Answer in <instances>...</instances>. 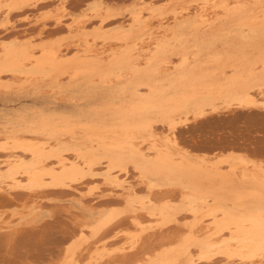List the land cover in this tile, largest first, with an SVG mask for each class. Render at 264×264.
Returning a JSON list of instances; mask_svg holds the SVG:
<instances>
[{
    "label": "bare ground",
    "instance_id": "6f19581e",
    "mask_svg": "<svg viewBox=\"0 0 264 264\" xmlns=\"http://www.w3.org/2000/svg\"><path fill=\"white\" fill-rule=\"evenodd\" d=\"M210 1L206 0V3ZM50 2L52 0H12L8 5V12L22 11L31 4ZM214 2L213 7L218 6L222 9L219 18L207 23L200 18L196 22L180 26L183 28L180 31L208 30L213 39L222 37L223 29L239 36L238 45L233 46L230 51L210 52L211 69H205L197 56L191 61L188 52L178 49L182 52V62L173 72H162L171 62L168 56L170 54L171 57L174 40H180L179 31L172 38H161L156 41L154 47L149 48L152 52L151 56L145 59L147 62H143L142 49L144 45L146 46L144 42L146 33L138 24H131L127 29L116 27L114 32H105L101 35L108 45L113 46L118 43L126 45L120 51L113 48L108 60H104L99 53L96 54L95 45L87 41H84L82 54L77 53L73 57L63 56L65 50L61 48L62 44L54 42L33 45L29 44L30 40L22 42L15 39L10 45H3L4 51L0 55V85H5L4 73H9L7 74L11 75L9 78L21 80L18 84L20 87L22 83L24 87L27 82L42 75H51L58 86L59 77L69 73L74 77L83 74L86 78V86L83 81L75 80L73 83L80 88V91L84 86L87 90L90 89L89 87L96 83L94 78L103 88L98 90L99 92H89L90 97L94 99L93 103L77 105L71 110H43L19 123L20 127L13 125V129L9 127L10 130L0 129V149L3 150V153L0 152V156L2 155L0 191L4 190L5 193V190L11 192L13 189L14 191L27 189L35 192L48 187L57 188L59 191L71 187L81 194L77 195L78 192L75 191L73 195L79 196L77 201L83 205L82 196L85 192L83 193L82 189L85 187L79 186L80 190L77 183L76 185L72 183L77 181L87 183V180L89 183L91 177L92 182L99 180L107 184L108 188L106 187V192L103 190V196H110L112 191L120 190V194L125 196L123 200L128 207H134L133 211L142 209L150 215L159 214V219L161 217L165 223L168 221V214L174 212L168 209L169 205H160L153 199L146 203L137 197L139 192L135 183L128 180L126 174L128 167L132 165L138 171L140 179L138 181L145 183L149 189L159 182H164L181 184L184 189L190 190L183 189L185 192L183 198L186 209L195 216V221L189 227V238L198 247L200 258L213 260L215 256L221 255L224 260H234V262L236 260L239 264H264V159L259 158L260 161L255 162L239 156H230L225 159L228 165L223 168L219 161L207 160L202 156L193 155L190 150H182V144L178 143V138L174 134L180 125L189 120V115L205 120L208 116L217 115L223 109L248 113L249 118L253 116L252 111L264 112V0H215ZM115 16L117 15L103 18L100 22L105 23L107 19ZM54 25L55 27L65 25L63 28L64 31L69 32V37L76 41L80 40V35L73 32L76 28L74 23H65L64 19L58 17L55 18ZM47 27L46 24L42 25L38 35H41ZM213 39L210 42H200L198 51L195 50L196 54L208 50L214 42ZM39 46L44 48L43 54L33 55L32 49ZM176 52L172 53L175 55ZM229 67L233 71L231 74L227 72ZM34 84L35 82L32 85ZM143 87L146 92L141 90ZM236 116L235 119L238 117ZM248 117L246 121L251 119ZM255 118L253 116V120ZM240 119L238 122H241ZM157 122L166 126H163L164 132L158 133L157 128L158 132H156L154 126ZM236 138L232 140L237 142ZM225 139L228 141L227 138ZM235 142L231 141L233 145ZM260 144L262 146L263 143L260 142L257 146ZM257 146L254 145L255 148ZM261 146L257 150L262 153ZM242 147L241 145L240 148ZM250 152L253 154L256 150ZM259 152H256L258 154V156L255 154L256 158L259 157ZM86 177V182H83ZM202 182L208 184L203 186ZM227 184H234L235 188L229 189ZM222 187L226 189L224 194L217 191ZM72 190L70 189L71 193H74ZM68 192L69 188L67 194ZM74 196L72 198H75ZM136 202L140 205L137 206ZM207 216L211 220L204 223L205 220L210 219L209 217L203 219ZM132 218L138 226H141L139 228L142 231L147 229L138 216ZM108 221L101 223L105 224ZM138 226L137 230H139ZM194 248L192 247L191 250L194 251L196 249ZM191 250L188 245L180 244V248L174 251L173 255H167L168 251L163 250L164 253L160 257L152 259L149 256L151 262L148 263V260L145 262L175 264L184 255L185 261L181 263L196 264L197 259L195 260ZM179 261L177 263H180Z\"/></svg>",
    "mask_w": 264,
    "mask_h": 264
},
{
    "label": "rangeland",
    "instance_id": "374dc122",
    "mask_svg": "<svg viewBox=\"0 0 264 264\" xmlns=\"http://www.w3.org/2000/svg\"><path fill=\"white\" fill-rule=\"evenodd\" d=\"M214 1L215 0H211L209 3H206V0H52L50 3L31 4V6L29 5L23 8L22 11L13 10L9 13L8 5L12 0H0V5L2 6V8H0V55L2 51H4L3 45H10L16 39L22 42L30 40L29 44L33 45L46 42L49 44L53 42L62 44L61 48L63 47L66 51L63 52V56L73 57L77 55V53L82 54V49L85 46L84 41H87L95 45L96 54L99 53L102 58L104 57V60H108L111 56L110 53L112 54L113 48L116 49V51H120L126 45L124 43H118L113 46L108 45L101 35L105 32H114L116 27L127 29L131 24H138L141 30L146 33V39L144 40L146 46L144 45L142 49L144 52V57L142 58L143 62H147L145 59L151 56L152 52L149 48H153L156 41L161 38H172L176 35V32L179 31L180 40H174L175 45L172 52L175 53L178 49H181L182 52L186 51L191 61L197 56L205 69H211L212 66L209 64V59H211L212 54H210V52L224 53L230 51L233 46L238 45L240 41L239 36L234 35L233 32H227V30L222 28V37L213 39L207 27H205L207 31L196 29V31H194L197 33H195L193 30L188 29L180 31L183 29L180 26L196 22L200 18L204 20L205 23L219 18L222 14V9L218 6L213 7ZM61 15L62 17H60ZM112 15H117L118 18L115 16L113 18L111 17L113 20L109 18L105 23L100 22L103 18ZM58 17L61 20L64 19L65 23L75 24L76 28L73 32L80 35V40L76 41L69 37V32L64 31L65 28L63 27H65V25L55 27L54 21L55 18L57 19ZM45 24L48 27L45 28L41 35H38L40 34V28ZM197 30H201L202 32ZM212 39L214 42L208 50L205 49L202 54H196L200 42H210ZM69 42L74 44V47L71 43L69 44ZM73 42L77 43L78 46ZM66 47H69L68 49L71 47L73 48L68 50ZM34 48L31 51L33 55L39 56L43 54L44 48L40 46ZM212 48L213 50H211ZM179 50L175 55L171 52V57L169 54L168 57L171 58V62L162 70L163 73L173 72L182 62L183 56L181 55L182 52H179ZM64 53L69 55H65ZM230 69L232 70L231 67L227 68L228 74L233 72ZM7 74L9 73L3 74V82L5 85H0V87H2L0 90H3L0 91V129L5 128L10 130L13 129V125L20 127L19 123L24 122L26 119H29L43 110H71L77 105L90 104L94 99L90 97L89 92H99L98 90L103 88L102 84L94 78V83H96L87 90V88H85L87 80L83 74L80 75V77H74L69 73L59 77L60 83L58 86V83L53 80L51 75H42L43 77L38 76V78H35L36 80L34 79L27 83L24 82L26 83L24 87L22 83L20 87L18 84L21 80L18 79V81L17 79L9 78L11 75ZM75 80L85 82V86L81 88V91L79 87L73 85ZM34 82L35 84L32 85ZM59 88H61V90ZM141 90L143 92L147 91L144 87ZM45 91L47 92L45 93ZM54 97H58L59 100ZM80 99L82 100L80 101ZM67 100H69V102ZM27 108L29 110H27ZM225 110L226 109L221 110L220 113H218L219 115L215 114L214 116H208L205 120H199L194 118L193 115H189V120L185 121V124H182L183 126L180 125L174 132L178 138V143L180 145L182 144V150H190L189 152L193 155L202 156L207 160L213 159L219 161L220 166L223 168L228 165L225 159L230 156H239L248 161L255 162L263 160L264 112L258 110L255 113L252 111L253 113H251L254 118H256L253 120V116L252 118L250 116L251 120L248 117V113L239 110ZM261 112H263V114ZM259 115L262 116L260 117ZM235 116L237 120L234 118ZM247 117L251 121H246ZM13 118H16V120H13ZM239 119L241 122H238ZM228 120L230 121L228 122ZM251 122L252 124L257 122L258 125L255 124L253 126ZM261 122L262 125L260 126ZM247 123L248 125H246ZM163 126L165 125L161 122L155 123V130L157 128L159 131L156 130V132H164L163 129L166 126ZM254 128H257V130H254ZM240 131L244 132L241 133ZM249 131H251V133ZM231 136L232 138L237 137V142L232 140ZM225 138H227L228 141H226ZM225 141L227 143H231L232 141L233 143L235 142V144H226ZM256 141L258 143H256ZM260 142L263 143L262 146L260 144L262 147L260 149L263 150L262 153L257 150V148L260 147L257 146ZM236 143H238V145ZM241 145L243 146L242 148H240ZM254 145L257 146V148H255ZM250 149L252 151L256 150L257 153L259 152V157L256 158L258 154H256V152L252 154ZM0 152L3 153V150L0 149ZM255 154L257 156H255ZM1 156L0 159H2ZM259 158L260 160H258ZM102 165H99V167L105 166ZM250 165L249 163V166ZM137 172L138 171L135 170L132 165H130L126 171L129 177L128 180L135 183L139 192L137 197L141 198V200L146 203H149V200L153 199L160 205H169L168 209L174 212L168 214V221L165 223H163L161 217L159 219V214L150 215L147 211L145 212V210L142 209L137 210V212L133 211L134 207H128L123 200L125 196L120 194V190L112 191L110 196H103L104 191L106 192L107 190V184L99 180L92 182L91 177H89L91 179L89 183L87 177L83 179V182L87 180V183H82V181L72 183V185H76L77 183L78 189H80L79 186L81 187L82 185L85 187L83 188L82 186V192H85V195L82 196V198H84V201L82 199V202H84L83 205L79 204L77 201L79 196L73 195L78 191L71 187H66V190L62 188V190L59 191L54 187L44 188V190L39 189L35 192L27 189H21L20 191L19 189H16L17 191L13 189L11 192H8L10 190H5L6 192L3 193L4 190H1L0 264H148L151 262V258L150 260L148 259L149 256L152 257V259H156L167 251L166 254L171 255L180 248V244L183 246L185 244L188 245L190 250L192 247L196 248H194L196 251L194 249V251L191 250L195 260L197 259L195 261L196 264H239L236 260L235 262L234 260H224L221 255L215 256L214 259L212 258L213 260L200 258L198 255V247L193 244L194 241L189 238V227L195 221V216L186 209L187 206L183 198V194L185 193L184 190L190 191L189 189H184L181 184L164 182H159L157 185L153 186L154 188L152 187L149 189L145 183H140L138 181L140 179ZM205 184L208 183L202 182L203 186ZM227 186L229 189L232 187L235 188L234 184H227ZM52 188L55 189V192ZM67 188H69L68 194ZM70 189H73L72 192L74 193H71ZM181 190H183V192ZM61 191L64 193L62 194ZM217 191L224 194L226 189L222 187V189ZM76 194L78 195L79 192ZM173 194L174 196H172ZM73 196L75 198H72ZM136 205L139 206L140 204L136 202ZM132 215L138 216V218L144 222L142 225L147 228L145 231H142V229L139 228L141 226H138V224L133 221ZM147 216L152 219L150 220L149 218L148 220ZM208 217L209 216L204 217L203 219L205 220V218L207 219ZM109 219L111 220L108 221ZM210 220L211 218L205 220L204 223ZM105 221L108 222L105 224L101 223ZM5 224L10 225L3 226ZM153 225L155 226L151 227ZM137 226L139 230H137ZM197 226L200 227V225ZM173 240H176L175 243ZM182 241H186L184 242L185 244ZM163 250L166 251L162 252ZM183 256L179 258L180 261L178 260L180 263H177V261L175 264H183L185 261V257ZM219 259H221V261H219ZM145 260L149 262L147 261V263Z\"/></svg>",
    "mask_w": 264,
    "mask_h": 264
}]
</instances>
